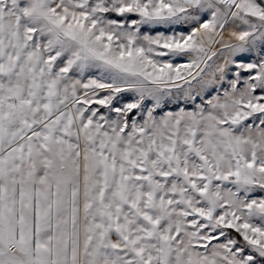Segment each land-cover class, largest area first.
<instances>
[{"label": "snow or ice", "instance_id": "obj_1", "mask_svg": "<svg viewBox=\"0 0 264 264\" xmlns=\"http://www.w3.org/2000/svg\"><path fill=\"white\" fill-rule=\"evenodd\" d=\"M0 264H264V0H0Z\"/></svg>", "mask_w": 264, "mask_h": 264}]
</instances>
